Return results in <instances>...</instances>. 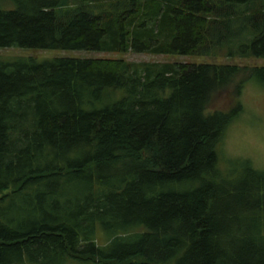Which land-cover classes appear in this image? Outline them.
Instances as JSON below:
<instances>
[{
	"label": "trees",
	"instance_id": "trees-1",
	"mask_svg": "<svg viewBox=\"0 0 264 264\" xmlns=\"http://www.w3.org/2000/svg\"><path fill=\"white\" fill-rule=\"evenodd\" d=\"M9 48L264 59V0H0ZM251 79L0 56V264H264V170L218 158Z\"/></svg>",
	"mask_w": 264,
	"mask_h": 264
},
{
	"label": "rangeland",
	"instance_id": "rangeland-1",
	"mask_svg": "<svg viewBox=\"0 0 264 264\" xmlns=\"http://www.w3.org/2000/svg\"><path fill=\"white\" fill-rule=\"evenodd\" d=\"M9 7L8 2L2 3ZM2 58L32 57L36 62H44L58 57L80 59H122L130 63H181V64H216L264 67V59H241L222 55L180 56L149 55L142 53L93 52V51H61V50H27L19 48L0 49ZM242 112L227 127L220 147L218 158L221 169L226 170L231 159H247L255 169L264 170V86L255 80L247 81L242 90ZM229 105L225 97L212 106L214 109H227ZM104 243V238H99ZM70 264H83L71 262Z\"/></svg>",
	"mask_w": 264,
	"mask_h": 264
}]
</instances>
